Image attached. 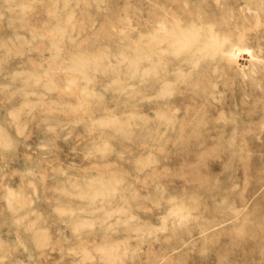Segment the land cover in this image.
Segmentation results:
<instances>
[{
	"label": "rangeland",
	"instance_id": "rangeland-1",
	"mask_svg": "<svg viewBox=\"0 0 264 264\" xmlns=\"http://www.w3.org/2000/svg\"><path fill=\"white\" fill-rule=\"evenodd\" d=\"M0 264H264V0H0Z\"/></svg>",
	"mask_w": 264,
	"mask_h": 264
},
{
	"label": "bare ground",
	"instance_id": "bare-ground-1",
	"mask_svg": "<svg viewBox=\"0 0 264 264\" xmlns=\"http://www.w3.org/2000/svg\"><path fill=\"white\" fill-rule=\"evenodd\" d=\"M88 224V223H87Z\"/></svg>",
	"mask_w": 264,
	"mask_h": 264
}]
</instances>
